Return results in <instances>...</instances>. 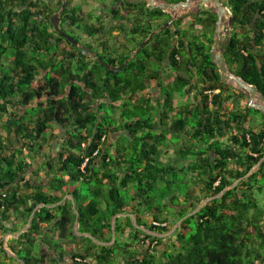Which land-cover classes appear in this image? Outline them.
I'll return each instance as SVG.
<instances>
[{
	"label": "trees",
	"instance_id": "16d2710c",
	"mask_svg": "<svg viewBox=\"0 0 264 264\" xmlns=\"http://www.w3.org/2000/svg\"><path fill=\"white\" fill-rule=\"evenodd\" d=\"M223 3L231 10L232 23L222 55L232 74L264 94V0ZM40 7V0H0V264L18 262L5 251L4 238L23 231L42 204L30 230L7 244L26 264H264V115L249 102L240 108L245 94L224 84L212 62L217 14L200 11L180 18L143 47L123 75L97 62L89 69L85 58L79 60L54 41L50 30L41 27V17L52 14ZM152 14L161 21L158 27L135 21L123 32L131 36L134 51L170 20L162 11ZM107 34L111 37L113 31ZM43 52L50 58L40 59ZM128 53L120 64L133 51ZM75 62L83 74L72 73ZM152 63L157 67L151 70ZM165 63L178 72L168 86L162 84ZM57 71L61 79L52 74ZM166 88L185 91L191 103L175 107ZM108 109L118 111L120 118ZM115 120L121 123L114 125ZM58 129L65 131L58 149L53 143L51 152L43 153L58 138ZM120 133L128 143L117 141L111 150L110 135ZM170 135L183 140L179 156L189 164L159 161ZM41 172L46 181L35 183L33 174ZM159 182L165 186L157 195ZM235 183L187 218L161 252L168 239L134 226L132 215L140 226L170 232L205 199ZM154 196L161 197V204L153 203ZM117 214L126 216L117 219L114 245L99 246L76 236L78 219L80 233L112 242ZM37 242L41 251L36 255Z\"/></svg>",
	"mask_w": 264,
	"mask_h": 264
},
{
	"label": "flooded vegetation",
	"instance_id": "af4514ba",
	"mask_svg": "<svg viewBox=\"0 0 264 264\" xmlns=\"http://www.w3.org/2000/svg\"><path fill=\"white\" fill-rule=\"evenodd\" d=\"M104 1L106 0H40V10L43 12L46 8L52 14L50 18H47V16L41 17V27H46L50 30L53 34L54 41L67 46L69 52L76 53V57L79 60L85 58V63L89 65V69H93L96 62L101 64L100 59H103L112 66L121 67L131 58L130 57L127 61H125L124 64H120L121 57L124 53L129 54L128 52H131V50L133 51L132 54L136 52V50H133V43L132 46L128 43L129 39H132L131 36L123 33L125 29H132V22L139 21L143 26L148 25L151 27H154L155 24H157L158 27V23H161L160 20L152 18V13L154 11L158 12L162 10L159 7L151 10L148 5V0L140 4L128 3L126 0H107L109 1L108 4L104 3ZM199 1L200 0L193 1L196 4L193 7L197 8V12H212L209 7L197 5V2ZM156 2L169 3L167 0H156ZM165 14L170 16V20L166 22L168 23L173 19L174 15L168 13ZM57 15L59 19H57ZM182 17H184V15L181 17L178 16V19H176L172 25ZM53 21H58V27L60 30L77 41L79 46L70 42L59 31H57ZM89 28H92L95 31L93 36L89 35ZM196 29L198 31H203V27L200 25L196 26ZM108 30L111 32L113 31L111 37L107 34ZM198 35L201 36L202 33L198 32ZM108 40H110V45L107 46L109 51H106V41ZM66 41L68 43H66ZM71 44L74 45L76 49H74ZM82 47L91 48V51L89 52L95 54L86 56L83 53ZM109 55L111 56L109 57V60L105 59L108 58ZM39 57L40 59H49L50 55L43 52L39 54ZM57 58L59 60H65L64 56L59 55ZM111 61L115 62V64L113 65ZM79 65L80 64H78V62H75L70 67L73 74H83V70H80ZM58 68H60V66H58ZM124 69L117 73H123V75H125V72H123ZM52 74L59 79L62 78L59 71L53 72Z\"/></svg>",
	"mask_w": 264,
	"mask_h": 264
},
{
	"label": "water",
	"instance_id": "95a60500",
	"mask_svg": "<svg viewBox=\"0 0 264 264\" xmlns=\"http://www.w3.org/2000/svg\"><path fill=\"white\" fill-rule=\"evenodd\" d=\"M126 1L128 3L140 4L142 2H145L146 0H126ZM193 1L194 0H186L185 2L171 4V3H164V2L158 3V2H156V0H148V5H149V8L151 10H154L155 8L159 7L165 13L171 14V11L178 10L180 8L181 9H188V11H190V9L194 5H196ZM197 5L205 6V7L213 6L215 8L216 14L218 16V21H217V24H216V29H215V34H214V44H213L212 49H211V59H212V62L219 69L222 82L224 84L228 85V84H230L231 79L235 78L238 81V89L244 90L250 95L249 107L259 110L264 115V94L260 93V91H259L257 86L251 85L248 82H246L245 80H243L242 78H240L239 76H236V75L232 74L230 69H229V67H228V65H227L225 57L219 52L220 43H221L222 26H223V17L224 16L229 17L230 18V25H231V23H232L231 10L227 6L224 5L222 0H200L199 2H197ZM56 17H57V19H59L58 15ZM176 19H178L177 15L174 16L171 21H169L165 25L161 26L158 30L152 32L151 35L149 36V38L146 39L144 42H142L139 45V48L133 54V56L124 65H122L121 67L112 66L111 64L105 62L103 59H100V63L103 64L107 69L111 70L114 73H117V72L121 71L122 69H124L129 64V62L132 60L133 57H135L138 53H140V51H141V49L143 47H145L148 43H150L155 38V36L157 34H159L160 32H162L164 30H166L167 28H169ZM53 23L55 24L57 31H59L70 42H72L75 45L79 46L77 41H75L73 38L69 37L62 30H60V28L58 27V21H56V22L53 21ZM90 49L91 48L82 47L83 53L86 56H91V54H95V53L89 52V51H91ZM256 96L259 97L260 104H256L254 102L255 99H256ZM261 163H262V161L259 163L257 168L252 170L250 173L252 174V173L256 172L257 170H259L260 167H261ZM236 185H237V183H235L231 187L226 188L221 194L216 195L214 197H210V198L205 199L202 202V204L195 211H193L191 214L187 215L185 218L181 219L174 226V228L170 232L158 233V232L153 231V230H151V229H149V228H147L145 226H140L137 223V216L136 215H132L134 226H135V228H137V229L141 230L142 232L146 233L147 235H151V236H154V237H157V238L166 239L168 237H171V236H173L176 233V231L179 229L180 225L187 218L198 214L207 204H209L213 200H216L218 198L223 197L226 191L230 190L231 188L235 187ZM42 206H45V205L42 204V205H38L36 207V209L33 211L32 215L30 217V220L28 222L27 227L24 228L23 231L19 232L18 234H7L5 236L4 249L7 251V253H9L13 258H15L21 264H26V263L24 262V260H22L21 258L16 256L15 254H13L7 247V244H8V241H9V237L18 239L23 233L28 232L30 230V228H31V225H32V222L34 220L36 212ZM124 216H126V215L125 214H117V215L113 216V218H112V230H113V240H112V242L100 241L97 238H95L91 233H80L79 232L80 223H79L78 219H77V221L75 223L74 231H75L76 236L90 238L93 242H95L99 246H112L117 241V232H116L117 219L120 218V217H124Z\"/></svg>",
	"mask_w": 264,
	"mask_h": 264
},
{
	"label": "rangeland",
	"instance_id": "374dc122",
	"mask_svg": "<svg viewBox=\"0 0 264 264\" xmlns=\"http://www.w3.org/2000/svg\"><path fill=\"white\" fill-rule=\"evenodd\" d=\"M223 1H225V0H222V2ZM104 3H106V4H108L109 3V1H104ZM209 9L213 12V13H216V10H215V8L213 7V6H210L209 7ZM93 12V11H92ZM195 14V13H197V8L196 7H193L190 11H188L187 9H179V10H173V11H171V14L172 15H174V16H179V17H181V16H185V14ZM186 14V15H187ZM230 35H231V25H230V18L229 17H226V18H224V20H223V26H222V33H221V43H220V49H219V52L222 54L223 53V46L228 42V39H229V37H230ZM131 44V46H132V42L130 43ZM148 47H150V49H149V51L151 50V45H149ZM139 48V46L136 48V51H137V49ZM131 49V48H130ZM133 56V54L131 55V57ZM137 56V55H136ZM136 57H133L132 58V61L133 60H137V59H135ZM4 62L5 63H8L9 62V60L7 59V58H5L4 59ZM152 67H151V70L153 69V67L154 68H156L157 67V64L156 63H152V65H151ZM164 80L162 79V84L163 85H165V86H168L169 84H173V82H174V79H175V77H176V75H177V71L174 69V68H172V67H169V64L168 63H165L164 64ZM182 76H184V77H188L189 75L188 74H186V73H184V72H181L180 73ZM164 82H165V84H164ZM228 85H230V87L234 90V91H236L237 93H243V94H245V99H243L242 101H243V103H241V105H240V108L241 109H243L244 107H245V103L246 102H249L250 101V95L246 92V91H244V90H241V89H238L237 87H235V86H233L232 84H228ZM173 86H175V85H173ZM169 88V87H168ZM154 90H156V91H154ZM153 90V92H154V96H156V95H159L158 93H159V89H158V87H155V89ZM166 90L168 91V92H170L173 96H174V98H173V101L175 102V105L177 106V105H183V104H189V103H191V101H192V97H191V95H188V94H186L185 93V91H183V92H181V91H176L175 93H172V91L170 90V89H167L166 88ZM27 111H28V114H29V112H30V108L29 109H27ZM108 112L112 115V116H116V118L117 119H119L120 118V113H118L117 114V112L118 111H114V112H112V110H110V109H108ZM24 115H26L25 113H24ZM153 115H154V118L156 119V121L158 122L159 121V118H160V116H159V112L157 111V112H154L153 113ZM259 118H261V117H259ZM7 119H8V117H6V118H4V122H6L7 121ZM262 119V118H261ZM119 123H121V121L119 120V121H116L115 120V123H114V125H117V124H119ZM2 133H4V136H6V133L5 132H2ZM55 134L57 135V139H54V140H52V142H50L48 145H47V147L44 149V151H43V153H45V154H49L50 152H51V148H50V145H52L53 143H54V145H55V148L56 149H58L57 148V145H58V143H60L61 141H62V138L64 137V134H65V131L63 130V129H58V130H56V132H55ZM171 136V135H170ZM179 138L180 137H176V136H171L170 138H167L166 139V143L167 144H170V146H175V145H179V144H182L183 143V140H181V141H179ZM13 140H16V138L15 137H13L12 138ZM118 141V143H120V144H127L128 143V141H129V138L125 135L124 136V134H122V133H120V134H117V135H115V134H111L110 135V137H109V141H108V147H110V149L112 150L113 149V147H115L114 145H115V143ZM14 142H17V141H14ZM165 143V144H166ZM26 154H28L29 153V151H26L25 152ZM44 154V155H45ZM43 159H45V157H42L39 161H36V166H35V168H33V170H32V172H34V171H37L36 169H37V166L41 163V160H43ZM159 161L163 164V165H166L167 163H169V162H174L175 164H177V165H180L181 163H186V164H189V163H187L186 161H184V160H182L181 159V157L178 155V153L177 152H175V153H170V154H168V152H166V149L164 150L163 148H161V152H160V156H159ZM29 162H31V160L29 159ZM190 176L191 175H193V173L192 172H189L188 173ZM170 175H173V174H170ZM179 175V178L180 179H184V175L183 174H181V173H179L178 174ZM29 177L30 176H26V180H28L29 179ZM33 178H34V181H35V183H37V182H41V183H43V182H45L46 181V178H45V176H44V174L41 172L40 173V175H35V174H33ZM168 178V177H167ZM172 179V178H171ZM164 186H165V182H159L158 183V185H157V187H156V193H157V195H159V193L161 192V190H163V188H164ZM24 188V190H27V191H31L30 189H28V188H26V187H23ZM197 192L199 193L200 192V188H198L197 189ZM160 197V196H159ZM159 197H153V203L155 204V205H157V204H161V197L159 198ZM72 199V198H71ZM74 207V206H73ZM75 212H76V214H77V218H78V213H77V211L75 210ZM185 218V217H184ZM148 220L149 221H153V218L150 216V217H148ZM130 231V230H129ZM58 234L59 233H57V232H53L52 234H51V236H58ZM174 236V235H173ZM172 237V236H171ZM171 237H168V238H166V239H168V241L166 240L165 242H164V244L161 246V247H159V252H161V248L163 247V246H165L166 245V243L168 242V243H171V241L172 240H170L171 239ZM9 239H12V237H9ZM86 243H88L87 241H86ZM41 243H39V242H37L36 244H35V250H34V252H35V254L37 255V254H39L40 253V251H41ZM43 249H44V246H43ZM164 249V248H163ZM6 251V250H5ZM46 251H48V250H46ZM7 252V251H6ZM9 254V253H8ZM10 255V254H9ZM11 256V255H10ZM0 257H3V254L1 253V250H0ZM10 262H12L11 260H9ZM14 264H20L19 262H15ZM67 264H73L71 261H69Z\"/></svg>",
	"mask_w": 264,
	"mask_h": 264
},
{
	"label": "crops",
	"instance_id": "0c3cea01",
	"mask_svg": "<svg viewBox=\"0 0 264 264\" xmlns=\"http://www.w3.org/2000/svg\"><path fill=\"white\" fill-rule=\"evenodd\" d=\"M187 105V104H186ZM174 106L175 107H182V106H185V104H183V105H175V102H174ZM171 136H169L168 138H170ZM181 145L182 144H179V145H175L174 147L173 146H170V144H164V146H163V149L165 150L166 149V152H168V154H170V153H175V152H177L178 153V155H180V153H179V151H180V147H181Z\"/></svg>",
	"mask_w": 264,
	"mask_h": 264
},
{
	"label": "bare ground",
	"instance_id": "6f19581e",
	"mask_svg": "<svg viewBox=\"0 0 264 264\" xmlns=\"http://www.w3.org/2000/svg\"><path fill=\"white\" fill-rule=\"evenodd\" d=\"M224 18H226V16L223 17V20H224ZM230 84H232L233 86H235V87L238 88V81H237L235 78L231 79ZM254 102H255L256 104H260V100H259V97H258V96H256V99H255Z\"/></svg>",
	"mask_w": 264,
	"mask_h": 264
},
{
	"label": "clouds",
	"instance_id": "9594fccd",
	"mask_svg": "<svg viewBox=\"0 0 264 264\" xmlns=\"http://www.w3.org/2000/svg\"><path fill=\"white\" fill-rule=\"evenodd\" d=\"M18 234V233H17ZM5 239V238H4ZM13 239V238H12ZM10 240V239H9ZM8 247V246H7ZM19 262V261H18ZM21 264V263H20Z\"/></svg>",
	"mask_w": 264,
	"mask_h": 264
},
{
	"label": "built area",
	"instance_id": "2783aa9c",
	"mask_svg": "<svg viewBox=\"0 0 264 264\" xmlns=\"http://www.w3.org/2000/svg\"><path fill=\"white\" fill-rule=\"evenodd\" d=\"M209 93H211V92H209Z\"/></svg>",
	"mask_w": 264,
	"mask_h": 264
}]
</instances>
